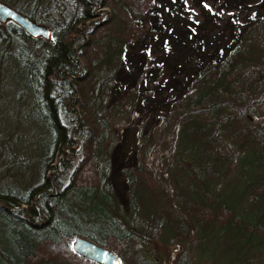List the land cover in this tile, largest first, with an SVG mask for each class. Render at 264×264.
I'll list each match as a JSON object with an SVG mask.
<instances>
[{
	"label": "trees",
	"instance_id": "obj_1",
	"mask_svg": "<svg viewBox=\"0 0 264 264\" xmlns=\"http://www.w3.org/2000/svg\"><path fill=\"white\" fill-rule=\"evenodd\" d=\"M4 1L51 35L32 38L0 22V131L28 126L35 149L0 166L29 170L26 185L0 181L8 226L0 264H100L74 250L77 237L112 250L118 264L132 248V264H156L142 255L149 237L159 230L177 240L188 222L199 248L212 232L242 242L233 250L239 261L257 253L264 264V19L171 97L168 114L130 118L132 98L126 107L106 100L146 0ZM6 59L20 71L23 94L3 91ZM126 125L136 150L122 169L123 213L105 153ZM229 167L237 168L230 181Z\"/></svg>",
	"mask_w": 264,
	"mask_h": 264
},
{
	"label": "rangeland",
	"instance_id": "obj_2",
	"mask_svg": "<svg viewBox=\"0 0 264 264\" xmlns=\"http://www.w3.org/2000/svg\"><path fill=\"white\" fill-rule=\"evenodd\" d=\"M102 10L107 11L108 8ZM259 19H264V0H146L145 15L137 23L138 36L127 45L114 82L109 87L106 103L120 99L124 100L126 107L128 99L132 98L130 118L145 110L168 114L172 108L169 99L180 94L203 67L218 61L243 30ZM4 66L1 76L3 91H9L11 97L15 92L23 94L25 85L16 65L6 59ZM114 119L125 123L124 117ZM16 127V132L0 131L1 167L4 163L10 165V158L25 157L28 160L35 151L28 141V126L19 123ZM133 132L131 126L124 128L122 134L117 129L115 142L107 147L105 153L110 160L116 204L123 213L127 211V195L122 169L134 164ZM155 154L152 161L156 159ZM27 165L31 168V162ZM236 172L237 168L229 167L225 179L230 181ZM28 173L26 167L16 171L0 169V181L26 185ZM188 224V232L177 240L170 233L154 231L144 248V258L156 264H263L257 253L239 261L233 256L238 240L230 242L228 237L212 232L206 237L204 248H199L193 225ZM7 230V224L0 219V243L7 239ZM246 244L249 248V243ZM134 253L132 248L126 254V264L134 262ZM245 259L249 262L245 263Z\"/></svg>",
	"mask_w": 264,
	"mask_h": 264
},
{
	"label": "water",
	"instance_id": "obj_3",
	"mask_svg": "<svg viewBox=\"0 0 264 264\" xmlns=\"http://www.w3.org/2000/svg\"><path fill=\"white\" fill-rule=\"evenodd\" d=\"M0 22H13L32 38L49 39L51 32L43 24L17 11L0 0ZM74 250L83 257L92 259L100 264H118L119 257L112 250L83 237H77L73 242Z\"/></svg>",
	"mask_w": 264,
	"mask_h": 264
},
{
	"label": "snow or ice",
	"instance_id": "obj_4",
	"mask_svg": "<svg viewBox=\"0 0 264 264\" xmlns=\"http://www.w3.org/2000/svg\"><path fill=\"white\" fill-rule=\"evenodd\" d=\"M207 7V5H205Z\"/></svg>",
	"mask_w": 264,
	"mask_h": 264
}]
</instances>
